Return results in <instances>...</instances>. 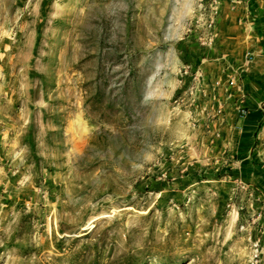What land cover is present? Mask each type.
Masks as SVG:
<instances>
[{"label": "rangeland", "instance_id": "1", "mask_svg": "<svg viewBox=\"0 0 264 264\" xmlns=\"http://www.w3.org/2000/svg\"><path fill=\"white\" fill-rule=\"evenodd\" d=\"M206 1L0 0V264H264L258 9Z\"/></svg>", "mask_w": 264, "mask_h": 264}, {"label": "crops", "instance_id": "2", "mask_svg": "<svg viewBox=\"0 0 264 264\" xmlns=\"http://www.w3.org/2000/svg\"><path fill=\"white\" fill-rule=\"evenodd\" d=\"M256 5V6H254ZM252 6L256 7L258 11L256 14H252V19H249V25L256 30V40L259 42L258 46L254 51V56L251 58V74L254 78L252 81L256 83L255 86L252 83L248 85L249 92L251 93L252 99L258 101L264 96V30L260 29V23L263 24L264 21V1L263 3L259 0H255L252 2ZM254 83V84H255ZM249 97V98H250ZM258 116L257 111H250V115H246L241 117L240 120H235L234 123L238 122V125L232 131L233 137L230 143L232 142L234 146L236 145L239 149V152L242 154H246V147L250 144L252 140V136L254 134V127L252 125V117L251 114ZM256 116H254L256 118ZM240 127V128H238Z\"/></svg>", "mask_w": 264, "mask_h": 264}, {"label": "built area", "instance_id": "3", "mask_svg": "<svg viewBox=\"0 0 264 264\" xmlns=\"http://www.w3.org/2000/svg\"><path fill=\"white\" fill-rule=\"evenodd\" d=\"M206 7L205 10L207 9V11H209V14H206V16L208 18H206L205 22H204V29H205V33L203 34V36H201V39L203 40L204 44H212L213 40L215 38V30H216V18L219 15V10H218V6L215 2H212L211 0H207L206 1ZM241 113L243 116L247 115V111L246 109H242Z\"/></svg>", "mask_w": 264, "mask_h": 264}, {"label": "trees", "instance_id": "4", "mask_svg": "<svg viewBox=\"0 0 264 264\" xmlns=\"http://www.w3.org/2000/svg\"><path fill=\"white\" fill-rule=\"evenodd\" d=\"M263 17H264V14H263ZM260 24H261L260 29L264 30V21H263V24L262 23H260Z\"/></svg>", "mask_w": 264, "mask_h": 264}]
</instances>
